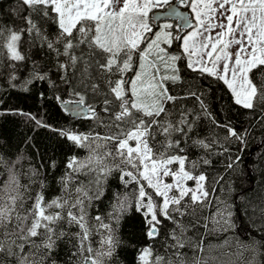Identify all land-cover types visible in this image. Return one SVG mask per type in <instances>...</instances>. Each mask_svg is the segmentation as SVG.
Masks as SVG:
<instances>
[{"label":"snow or ice","instance_id":"obj_1","mask_svg":"<svg viewBox=\"0 0 264 264\" xmlns=\"http://www.w3.org/2000/svg\"><path fill=\"white\" fill-rule=\"evenodd\" d=\"M21 2L28 10L21 17L26 26L8 30L3 43L8 58L12 61L25 59L19 44L22 35L27 33L39 39L57 57L67 58L64 63L58 61V68L65 74L70 67L76 71L82 66L80 86L85 91L73 89V94L79 97L78 105H85L87 90L94 94L99 92L100 85L94 82L91 71L95 69L98 76H103L107 88L102 110L108 116L110 131L107 135L92 136L60 130L61 136L77 147L89 149V154L84 159L69 158L66 168L70 171L60 179L61 195L51 200L45 199L43 181L34 196L30 185L36 181L20 183L14 170L19 158L14 162L9 169V179L0 188V255L9 258L7 264H40L31 258L35 256L32 250L42 249L47 258L56 248L57 241L66 235L76 239L77 253L73 255L83 256L84 264H107L120 243L116 229L111 223H105L104 216L90 217L88 209L94 200L103 196V183L113 171L119 172L125 187L132 183L137 185L135 208L144 217L149 240L159 236L165 220L174 225L168 237L171 243L167 246L172 250L171 256L156 255L150 261L153 249L146 246L139 252L138 264H241V258L243 264H258L260 247L264 245L257 246L254 239L238 238L237 251L232 254L237 259L219 261L205 254L203 237L193 239L187 235L190 229L201 224L196 215L197 206L206 207L212 200L206 187L208 177L203 172L194 174L200 162L189 161L181 147L180 138L189 139L194 133L195 120L189 119L191 111H182L177 122L165 119L169 114L166 105L178 98L170 94L165 82L175 84L181 80L176 62L182 55H173L162 45L171 46L173 39L182 40V54L187 57L188 69L222 81L235 104L264 112V0H180L194 13L193 23L187 15L170 8L168 15H175L191 29L182 37H173L170 23L156 25L155 18L150 23L149 13L154 8L170 5L171 0ZM47 24L55 25L54 39L49 38L44 28ZM155 27H159V31H154ZM2 35L3 29H0ZM134 57L139 59L135 67ZM130 72L134 75L128 77ZM33 78L44 80L46 76L35 73ZM188 95L199 101L202 112L214 124L226 130V141L234 138L246 143L247 130L242 134L227 123L218 124L200 95L195 92ZM63 103L67 105L68 102ZM85 106L88 118L99 119L94 106ZM37 123L41 124L40 121ZM157 137L162 139L157 140ZM192 144L205 150L212 148L205 139H192ZM223 151L229 149L223 147ZM201 161L204 165L211 163L207 158H201ZM238 162H242L239 155L229 157L227 168L232 169ZM32 175H39V170L33 168ZM81 175L91 177L87 184L79 181ZM221 180L222 176L215 183L219 185ZM188 181H194V186L189 187ZM221 191H224L223 187ZM215 199L216 210L207 218L210 223L203 224L207 234L233 230L238 233L240 226L233 210L234 202L226 197ZM28 201H31L30 206H27ZM248 203L252 211L249 219L255 216L264 221V195L258 204ZM130 206L127 196L121 198L118 195L113 212L108 214L109 219L118 225ZM185 217H190L188 224L184 223ZM93 219L94 224L91 223ZM65 224L75 226L78 231H66ZM93 229L101 237L96 248L89 243ZM224 245L232 246L227 238ZM26 247L29 252H25ZM185 248L192 250L191 258L181 251ZM245 252L250 255L245 257Z\"/></svg>","mask_w":264,"mask_h":264},{"label":"trees","instance_id":"obj_2","mask_svg":"<svg viewBox=\"0 0 264 264\" xmlns=\"http://www.w3.org/2000/svg\"><path fill=\"white\" fill-rule=\"evenodd\" d=\"M186 7L188 8L187 4ZM27 11L21 0H0V29H3V35L0 36V188L9 179V169L19 158L14 170L19 176L20 183L29 184L30 180L36 181L30 185L34 196L37 191H40V181H43L45 199L51 200L61 195L60 179L70 171L66 168L69 158L75 156L84 159L89 154V149L77 147L61 136L60 130L92 136L109 134L108 116L102 110L107 88L103 76H98L96 70L92 69L94 82L100 85V89L95 94L91 90L86 91L85 105L94 106L99 119H90L88 116L74 119L67 116L62 111L60 103L79 100V97L73 94L74 88L85 91L80 86L82 66H79L76 71L70 67L65 74L58 68V61L64 63L67 58L63 55L57 57L46 45H42L39 39L35 36L30 37L27 33L22 35L19 44L24 60H10L7 50L3 47L9 29L18 30L26 26L21 17L26 15ZM44 28L49 38L54 39L55 25L47 24ZM171 30L177 32L174 25ZM171 48L175 55H182V59L176 62L180 68L181 80L175 84L171 81L165 82L170 94L178 97L174 102L166 105L169 114L165 119L177 122L182 111H191L189 119L195 120L194 133L190 134L189 139L180 138L181 147L185 149L183 154L188 156L189 161L200 162L194 174L199 175L203 172L208 177L206 187L211 194L209 199L212 200V204L206 207L197 206L196 215L200 218L201 224L195 229H190L187 235L193 239L203 237V247L208 257H216L219 261H235L237 257L232 254L237 251L238 238H247V241L254 239L257 246L264 245V221L255 216L249 219L252 211L248 203L251 201L252 204H258L261 196L264 195V112H261L259 108L249 110L235 104L231 92L222 81L188 69L187 57L182 54L179 40L175 39ZM61 51H63L62 47ZM76 54H80L79 50ZM138 62V57H134V67L138 65ZM35 73L45 75L46 78L34 79ZM127 75L131 77L134 72ZM29 80L31 83H27ZM189 92H195L201 96L218 124L227 123L242 134L247 130L244 136L246 143L242 144L234 138L226 141V130L218 127L202 112L199 101L188 95ZM57 97L60 99L58 100ZM173 138H176V135ZM161 139L162 137H157V140ZM192 139H205L212 144V148L205 150L200 146H194ZM213 141H219V143H213ZM223 147H227L229 151L224 152ZM237 155L241 157L242 162L228 169L229 157L234 158ZM201 158L210 159L211 163L204 165ZM173 167L176 166L173 165ZM33 168L39 170V175H32ZM221 176L223 180L218 185L215 181ZM78 179L87 184L91 177L81 175ZM221 187L224 191H221ZM92 188L95 191L94 184ZM136 188L135 183L125 187L120 181L119 172L113 171L103 183V196L99 200H94L88 209L90 217L104 216L105 223H111L116 229L120 243L107 264H138L139 252L146 246H151L153 249L150 261L154 260L156 255L171 256L172 250L167 246L171 243L168 237L174 225L165 220L160 226L159 236L149 240L146 236L144 217L135 208ZM212 189L216 191L212 192ZM118 195L121 198L127 196L131 206L122 214L117 225L115 221L109 219L108 214L113 212V205L117 203ZM217 196L226 197L234 202L233 210L237 214V224L240 226L238 233L233 230L229 233L207 234L203 227L204 223H210L207 218L216 210ZM30 205L31 201H28L27 206ZM189 219L190 217H185L184 223L188 224ZM91 223H95L94 219ZM63 227L70 233L78 231L75 226L69 227L65 224ZM100 238L93 229L89 243L94 248L99 247ZM226 238L230 240L231 248L224 245ZM76 245V239L66 235L57 241L56 248L47 258L42 249H33L35 256L31 258L40 264H52L53 261L55 264H84L83 256L73 255L77 253ZM29 251L26 247L25 252ZM181 251L185 252L189 258L193 255L189 248ZM249 255L247 252L244 253L245 257ZM8 259L0 255V264H7ZM257 261L258 264H264V246L260 247ZM241 264H243V258H241Z\"/></svg>","mask_w":264,"mask_h":264},{"label":"water","instance_id":"obj_3","mask_svg":"<svg viewBox=\"0 0 264 264\" xmlns=\"http://www.w3.org/2000/svg\"><path fill=\"white\" fill-rule=\"evenodd\" d=\"M177 5V2L170 4L166 7V9L163 12H156L152 15V18H155V20L160 19H173L176 18L175 15H168V12L170 8H173ZM179 10V9H178ZM180 13L187 15L189 17V13L185 10H180ZM177 28L181 32L183 28H188L184 25L183 21L178 22ZM68 102L67 105L63 102L60 103V107L62 111L69 116L70 118L78 119V118H84L88 116V109L84 105H78L77 101H66Z\"/></svg>","mask_w":264,"mask_h":264},{"label":"rangeland","instance_id":"obj_4","mask_svg":"<svg viewBox=\"0 0 264 264\" xmlns=\"http://www.w3.org/2000/svg\"><path fill=\"white\" fill-rule=\"evenodd\" d=\"M161 8H162V7H160V8H154V9L149 13L150 23L153 22V19H152V13H153L155 10H159V9H161ZM192 15H193V17H194V13H193ZM154 22H155L156 25H162V24H165V23H170V24H171V22H170L169 20H155ZM186 29H187V28H185V29L183 28V33H184V34L182 33L181 37H182L183 35L186 34ZM184 30H185V31H184ZM217 30H218V29H217ZM154 31H159V27H155V28H154ZM170 31H172V30L170 29ZM176 31H177V32H173V31H172V33H173V37H175V36H179L180 31H179L178 29H176ZM148 35H149V36H152V33H148ZM174 40H175V39H173V41H172V43H171V46H172ZM182 43H183V41H182V40H179V44H180V48H181V49H182ZM171 46H169V45H167V44L162 45V47L166 48L167 51H168L169 53L175 55L174 52H173V50H172V48H171ZM142 47H146V45H142ZM233 51H235V48H233ZM138 63H139V62H138ZM160 70H161V73H163V71H164L163 66H161V69H160ZM187 183H188V186H189V187L194 186V181H188Z\"/></svg>","mask_w":264,"mask_h":264},{"label":"flooded vegetation","instance_id":"obj_5","mask_svg":"<svg viewBox=\"0 0 264 264\" xmlns=\"http://www.w3.org/2000/svg\"><path fill=\"white\" fill-rule=\"evenodd\" d=\"M175 2H177V5L175 6V7H173V8H175V10L177 11V12H180V10L182 11V10H185V11H188L189 12V10H188V8L186 7V4H181L180 3V0H171V3L170 4H173V3H175ZM166 7L167 6H164V7H162L161 9H159V10H155L153 13H152V15L154 14V13H156V12H158V11H160V12H163L165 9H166ZM179 9V10H178ZM189 14H190V19H191V13L189 12ZM153 19V18H152ZM160 20H169L170 22H171V24H173V25H175V28H176V26H177V24H178V22H181L182 20L181 19H179V18H173V19H160Z\"/></svg>","mask_w":264,"mask_h":264},{"label":"crops","instance_id":"obj_6","mask_svg":"<svg viewBox=\"0 0 264 264\" xmlns=\"http://www.w3.org/2000/svg\"><path fill=\"white\" fill-rule=\"evenodd\" d=\"M188 10H189V12L191 13V20H193V23H194V17H193V15H192L193 13L191 12L190 7H188ZM189 31H191V29H190V28H187V29H186V33L189 32ZM183 34H184V33H183Z\"/></svg>","mask_w":264,"mask_h":264},{"label":"bare ground","instance_id":"obj_7","mask_svg":"<svg viewBox=\"0 0 264 264\" xmlns=\"http://www.w3.org/2000/svg\"><path fill=\"white\" fill-rule=\"evenodd\" d=\"M175 26V25H174ZM178 55V54H177Z\"/></svg>","mask_w":264,"mask_h":264}]
</instances>
